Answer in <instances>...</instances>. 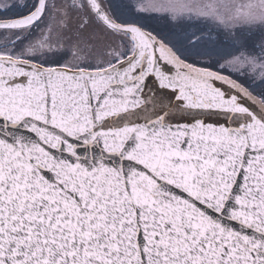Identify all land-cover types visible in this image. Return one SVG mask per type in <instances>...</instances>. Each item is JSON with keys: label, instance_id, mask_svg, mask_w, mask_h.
Returning <instances> with one entry per match:
<instances>
[{"label": "water", "instance_id": "95a60500", "mask_svg": "<svg viewBox=\"0 0 264 264\" xmlns=\"http://www.w3.org/2000/svg\"><path fill=\"white\" fill-rule=\"evenodd\" d=\"M90 4L126 59L0 56V264H264V103Z\"/></svg>", "mask_w": 264, "mask_h": 264}, {"label": "flooded vegetation", "instance_id": "af4514ba", "mask_svg": "<svg viewBox=\"0 0 264 264\" xmlns=\"http://www.w3.org/2000/svg\"><path fill=\"white\" fill-rule=\"evenodd\" d=\"M147 2L149 0H46L44 15L33 27L0 31L7 39L0 45V56L76 71L110 68L132 54L133 44L127 35L107 26L90 3L117 25L149 31V13L143 11ZM38 3L39 0H7L0 11L22 12L10 18L16 19L30 14Z\"/></svg>", "mask_w": 264, "mask_h": 264}, {"label": "trees", "instance_id": "16d2710c", "mask_svg": "<svg viewBox=\"0 0 264 264\" xmlns=\"http://www.w3.org/2000/svg\"><path fill=\"white\" fill-rule=\"evenodd\" d=\"M20 14L22 12L0 11V20H9ZM149 32L169 46L181 60L232 78L264 102V79L244 78L242 82L234 78L231 73H225L219 69L220 64L240 54L260 55L264 50L263 28L227 29L205 19L173 21L166 16L151 14L149 15Z\"/></svg>", "mask_w": 264, "mask_h": 264}, {"label": "rangeland", "instance_id": "374dc122", "mask_svg": "<svg viewBox=\"0 0 264 264\" xmlns=\"http://www.w3.org/2000/svg\"><path fill=\"white\" fill-rule=\"evenodd\" d=\"M5 5L7 0H0V6ZM143 11L173 21L205 19L227 29L261 27L264 30V0H149ZM6 41L0 34V45ZM219 69L242 82L244 78L264 79V50L258 56L240 54L220 64Z\"/></svg>", "mask_w": 264, "mask_h": 264}]
</instances>
